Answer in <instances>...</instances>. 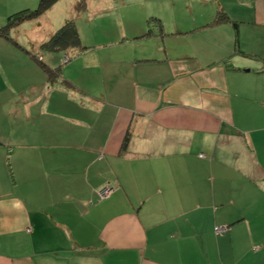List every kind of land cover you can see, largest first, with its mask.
<instances>
[{
	"label": "crops",
	"instance_id": "1",
	"mask_svg": "<svg viewBox=\"0 0 264 264\" xmlns=\"http://www.w3.org/2000/svg\"><path fill=\"white\" fill-rule=\"evenodd\" d=\"M61 1L0 36V264H264V0Z\"/></svg>",
	"mask_w": 264,
	"mask_h": 264
},
{
	"label": "trees",
	"instance_id": "2",
	"mask_svg": "<svg viewBox=\"0 0 264 264\" xmlns=\"http://www.w3.org/2000/svg\"><path fill=\"white\" fill-rule=\"evenodd\" d=\"M58 0H40L39 5L35 9H23L8 17L5 25L0 27V36H9L11 28L21 24L27 19L37 17L49 9ZM85 0H81L80 7L83 8ZM228 16L220 11L214 18L212 24L227 21ZM43 50L46 51H63L68 49H79L84 51L89 47L82 45L81 37L74 18L68 19L54 34L41 45ZM44 69L47 72L50 81H56L60 76V68L52 69L47 65H44ZM130 133L126 134L122 150L127 147Z\"/></svg>",
	"mask_w": 264,
	"mask_h": 264
},
{
	"label": "rangeland",
	"instance_id": "3",
	"mask_svg": "<svg viewBox=\"0 0 264 264\" xmlns=\"http://www.w3.org/2000/svg\"><path fill=\"white\" fill-rule=\"evenodd\" d=\"M32 0H26L24 3H22L21 4V6H15L14 8H13V10L12 11H10V12H8L7 14H6V20L4 21V22H7V20H8V17L10 16V15H12V14H14V13H16V12H18V11H21V10H23V9H26V8H30V9H35V8H37L38 7V5H39V2H40V0H35V2H33V4H28V3H30ZM65 1H69V0H62L61 1V4H64L65 3ZM57 2V1H56ZM55 2V3H56ZM54 3V4H55ZM24 4H26V5H24ZM53 4V5H54ZM23 5V6H22ZM52 5V6H53ZM51 6V7H52ZM53 12H55V11H53ZM41 16V18H42V21H41V26H39V24H38V22H37V17H40ZM37 17H33V18H30V19H27V20H25L24 22V25H22L21 27H25V28H27V30H30V31H33V29H36L37 28V30L38 31H40L41 29H42V25H44V22L43 21H45V18H44V13H42L41 15H39V16H37ZM50 18V17H49ZM41 20V19H40ZM49 21H50V19H49ZM58 22V21H57ZM64 23V21L62 22H60L58 25H60L59 26V28L62 26L61 24H63ZM21 24H23V22L21 23ZM20 25V24H19ZM58 25L56 26V28L58 27ZM18 26V25H17ZM54 28L53 30H54V32L55 31H57L59 28ZM56 29V30H55ZM42 30H44L45 31V28H43ZM47 52H50V51H44L43 53H47ZM67 57V56H66ZM38 60L39 61H42V58H38ZM39 65L41 64V63H38ZM41 66V65H40ZM44 67V66H43ZM46 74H47V72H46ZM64 81V80H63ZM63 84H65L66 86L68 85L67 84V82L66 81H64V83Z\"/></svg>",
	"mask_w": 264,
	"mask_h": 264
},
{
	"label": "built area",
	"instance_id": "4",
	"mask_svg": "<svg viewBox=\"0 0 264 264\" xmlns=\"http://www.w3.org/2000/svg\"><path fill=\"white\" fill-rule=\"evenodd\" d=\"M67 60H68V56L65 58V61H67ZM111 192H112V188L109 186H106V187L100 189L98 191V199L99 200L105 199L106 197H108L110 195ZM227 229H228L227 226H216L215 231L217 234H222L225 231H227Z\"/></svg>",
	"mask_w": 264,
	"mask_h": 264
}]
</instances>
